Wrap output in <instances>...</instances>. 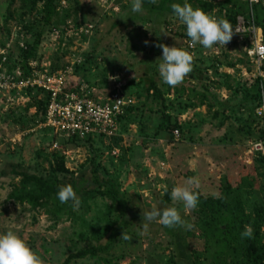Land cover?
I'll use <instances>...</instances> for the list:
<instances>
[{
    "label": "rangeland",
    "instance_id": "374dc122",
    "mask_svg": "<svg viewBox=\"0 0 264 264\" xmlns=\"http://www.w3.org/2000/svg\"><path fill=\"white\" fill-rule=\"evenodd\" d=\"M196 1L190 0L195 7ZM45 2L0 0V50L7 54L6 68H16L23 57L14 34L30 42L40 34L32 59L38 67L68 70L67 86L82 87L98 99L120 83L138 111L133 113L135 118L120 120L112 138L91 136L80 141L57 136L43 126L41 93L13 91L8 99L0 96V233L15 232L42 264H57L78 249L103 244L109 201L102 196L92 193L91 197L79 189V207L73 209L69 202V212L60 214L51 203L32 206L9 197L21 186L22 174L53 175L81 182L89 190L91 169L98 168L117 185L130 207L131 223L124 233L130 240L119 238L111 257L107 256L110 264L219 263L224 258H214L218 246L205 225L211 220L206 202L214 199L212 194L220 196L227 185L236 200L241 198L238 205L246 214L264 209L263 163L251 150V143L264 132L253 119L257 100L250 96L256 84L264 92L262 64L259 76L256 64L233 36L224 47L205 49L196 44L189 49L184 26L167 10L143 5L141 13H132L131 0H55L56 14L47 24ZM218 7L210 15L228 19L234 5ZM160 44L184 48L193 55L196 67L176 86L163 84L159 78ZM222 74L230 76V89L219 87L225 79ZM149 76L168 106L167 130L158 128L161 101L143 94ZM173 122L181 126L176 137ZM55 141L60 150L51 149ZM190 177L198 178L200 195L198 206L189 210L173 202L169 192ZM152 206L177 207L191 228H166L153 222L145 230L143 213ZM260 232L264 241V225ZM71 264L106 263L87 258Z\"/></svg>",
    "mask_w": 264,
    "mask_h": 264
},
{
    "label": "trees",
    "instance_id": "16d2710c",
    "mask_svg": "<svg viewBox=\"0 0 264 264\" xmlns=\"http://www.w3.org/2000/svg\"><path fill=\"white\" fill-rule=\"evenodd\" d=\"M34 2H36V0H32V4ZM185 2L192 5L190 0H186ZM172 3H180L182 5L184 2L183 0H159L158 5L155 6L150 2V0H143V5L148 7L149 9L157 11L167 10L169 14H172V10L170 7ZM227 4L234 5V7L229 10L227 16L232 27H235L236 18L238 16H242L244 19L252 18L254 24L256 26H259L262 30V41L264 44V4H262L261 2L252 4L250 7L248 2L241 0H221L217 3L216 0L196 1V7L202 9L209 15L214 8L219 6V9L221 8V6ZM44 5L46 9L45 21L47 24H49L53 15L56 14L55 0H46ZM193 7L195 8V6ZM39 36L40 34H37L31 42L26 40L25 49L19 48L20 53H23V57L21 58L19 66L24 70V72H26L27 62L35 59L36 47L39 44L40 39ZM188 43L187 47L189 48ZM241 45L244 46V43H241ZM189 49L192 50L193 47ZM195 64L193 62L192 68L196 67ZM263 68L264 62L262 64V70ZM49 71L52 72L54 70L52 69ZM190 75L193 78L196 77L193 73H191ZM221 76L225 79L220 82L219 87L225 86L230 89V76L226 74H222ZM128 81L129 79L127 80V82ZM254 88L255 93L253 95L251 94L250 96H253V98L257 100V104L255 103L254 105L256 107L259 103L261 90L259 84H256ZM76 89L77 87L72 88L67 86V84H65L64 87L65 91H73ZM142 91L146 99L161 101L162 109L160 110V124L158 125V128L159 130L169 129L171 119L169 114L167 113L168 106L164 105L163 93L156 85V82L152 76H149L144 80ZM124 93L126 92L124 91ZM89 94L90 96H92L91 93ZM43 96L44 107L47 103V96L45 94H43ZM137 96H139V94ZM41 104L42 103H39L38 109H41ZM187 107H189V105ZM254 109L252 112L253 119L255 121H258V119L255 117ZM135 111H138V107L134 104L126 107L123 113L119 116L118 123L121 119L127 116H129V118L131 119L135 118L133 114ZM213 115L214 117H216L217 113L214 112ZM172 129L181 130V126L176 122H173ZM257 135L258 138L261 137V134ZM96 136L104 137L100 135ZM69 137L73 140L81 141L88 140L91 136H86L85 138H78L76 136ZM257 155L259 156L257 157L259 158L258 160L263 163L264 168V158L259 154ZM61 170H64V168L61 167ZM20 181L21 186L14 189L9 197L17 200L20 203L26 202L32 206L46 205L48 203H51L58 214L63 211H66L67 213L69 212V210H67V206L69 203L61 204L56 199V192L58 188L63 185H70L74 189L75 193L80 189L81 192L87 193L88 195L90 194L91 197L93 196L92 193H96L97 195L107 199L109 203L105 204V209L108 219L106 224L103 226V233H107L106 241L103 244L97 246H88L78 249L75 252L68 254L62 262H59L57 264H71L72 262L87 258L97 261L100 260L106 264L111 263L108 259L109 257H111L110 253L115 248L122 233H125L128 230L131 219L129 218L130 207L126 198L119 191L117 185L111 179H109V177L101 175L98 168L91 169L90 178L87 181V186L90 187L89 190H86L87 188L83 189L84 186L81 182L77 184L72 180H68V182L62 181L58 178L53 177V175H50L49 177H43L33 174H22V178ZM77 185H80L79 188L77 187ZM222 189H224V191L219 196L220 198L210 199L208 202H206L211 211V220H209L205 224L207 227V231L209 232L207 233L210 238L214 239L216 245L218 246V250L215 252L214 258H216V256H221L224 258L220 260L219 263L214 262V264H264V241L262 240L263 235L260 232V228L264 225V209L262 207H259L253 212V215L246 214L238 205L241 198L238 197V199L236 200L233 193L229 191V187L227 185H224ZM113 213H116V215L114 216V218L109 219V217ZM245 225H251L253 229V235L250 239H241L240 233L244 230ZM108 255L109 257H107ZM183 262L184 261L178 260L175 263L184 264Z\"/></svg>",
    "mask_w": 264,
    "mask_h": 264
},
{
    "label": "built area",
    "instance_id": "2783aa9c",
    "mask_svg": "<svg viewBox=\"0 0 264 264\" xmlns=\"http://www.w3.org/2000/svg\"><path fill=\"white\" fill-rule=\"evenodd\" d=\"M248 4H256L264 0H241ZM55 32V31H54ZM59 33V32H55ZM233 37L239 43H244V51L252 64H256L257 72L261 76L260 66L264 62V44L262 32L253 19L236 18ZM14 38L19 39V47L26 48V40L17 33ZM191 48V43H188ZM7 54L0 50V96L10 98V92L38 91L47 96L43 126L50 129L57 136H86L113 137L118 130V118L133 100L123 93L122 86L117 83L102 99L90 96L84 88L78 87L73 91H65V73L63 71H49L46 67H38L33 60L27 62L26 72L20 67L6 68ZM70 74V73H69ZM257 74V75H258ZM68 75V74H67ZM255 117L260 122L264 132V92L261 90L259 103L254 109ZM178 136V131H174ZM55 141L51 149L60 150ZM251 150L264 158V137L251 143Z\"/></svg>",
    "mask_w": 264,
    "mask_h": 264
},
{
    "label": "clouds",
    "instance_id": "9594fccd",
    "mask_svg": "<svg viewBox=\"0 0 264 264\" xmlns=\"http://www.w3.org/2000/svg\"><path fill=\"white\" fill-rule=\"evenodd\" d=\"M152 3H156V0H152ZM170 7L174 16L184 26L185 35L190 39L191 46L199 44L205 49H211L214 45L224 47L231 40L233 27L228 19L211 16L187 2L182 5L172 3ZM130 11L141 13L143 0H131ZM160 33L167 35L163 29ZM158 46L161 48V56L156 70L161 82L170 87L182 83L192 71L193 55L184 48L163 44ZM198 188V178L190 177L184 184L173 186L169 197L173 202L180 203L183 209H195L199 202ZM212 195L213 198H220L216 193ZM56 199L61 204L70 202L73 209L80 205V198L70 185L60 186L56 192ZM142 219L144 222L142 226L145 230L153 222L166 228L178 226L191 228V224L182 219L180 211L175 206L165 208L152 206L150 210L144 211ZM252 235L251 225H245L240 233L241 239H250ZM121 239L127 241L130 240V236L122 233ZM0 264H42V260L20 236L13 231H7L0 233Z\"/></svg>",
    "mask_w": 264,
    "mask_h": 264
},
{
    "label": "crops",
    "instance_id": "0c3cea01",
    "mask_svg": "<svg viewBox=\"0 0 264 264\" xmlns=\"http://www.w3.org/2000/svg\"><path fill=\"white\" fill-rule=\"evenodd\" d=\"M257 27H259V26H257ZM260 28V27H259ZM261 29V28H260ZM261 32H262V30H261Z\"/></svg>",
    "mask_w": 264,
    "mask_h": 264
}]
</instances>
